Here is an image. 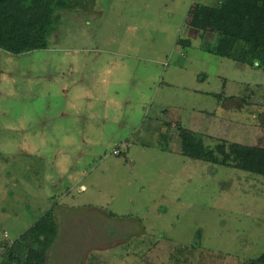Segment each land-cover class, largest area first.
Masks as SVG:
<instances>
[{"label": "rangeland", "instance_id": "374dc122", "mask_svg": "<svg viewBox=\"0 0 264 264\" xmlns=\"http://www.w3.org/2000/svg\"><path fill=\"white\" fill-rule=\"evenodd\" d=\"M78 1L48 50L0 49V264L36 261L21 237L53 203L83 223L49 264H261L264 176L201 158L264 149V69L220 55L246 21L222 0Z\"/></svg>", "mask_w": 264, "mask_h": 264}, {"label": "trees", "instance_id": "16d2710c", "mask_svg": "<svg viewBox=\"0 0 264 264\" xmlns=\"http://www.w3.org/2000/svg\"><path fill=\"white\" fill-rule=\"evenodd\" d=\"M73 9L70 0H0V49L13 55L48 50L50 39L61 24V14H71ZM220 11L242 18L246 21L244 25L249 26L244 38L225 36L220 55L264 69V0H222ZM260 121L264 126V115ZM229 149L231 153L227 154L224 145L217 146L222 160L216 157L214 151L201 152V158L221 166H230V162H235L238 169L264 176V149L238 144L231 145ZM40 235L45 236L46 240L42 241ZM56 235L55 219L51 213L23 235L21 238L31 240L29 245L34 241L41 249L32 251L36 261L27 264H47V250ZM259 263L264 264V256Z\"/></svg>", "mask_w": 264, "mask_h": 264}, {"label": "crops", "instance_id": "0c3cea01", "mask_svg": "<svg viewBox=\"0 0 264 264\" xmlns=\"http://www.w3.org/2000/svg\"><path fill=\"white\" fill-rule=\"evenodd\" d=\"M80 1H76L74 4H73V7H74V11L73 13H79L78 10L79 8L81 7V2L79 3ZM89 4H90V1L88 0ZM89 4L85 5L84 6H87V10L85 11H88L89 9ZM81 12H84V11H81ZM70 14V13H69ZM58 32V31H57ZM236 103H237V100H236ZM236 106H234L233 108H236ZM233 108L231 109H227L229 112H232L231 110H233ZM128 146V144H127ZM79 188H83L84 189V185H77ZM62 204V203H61ZM58 205L57 203H53V206H51L50 209H48L47 211H45L42 216L37 219L34 224L30 227V229L26 232L28 233L33 227L35 224H37L42 218L44 217H47L50 213L53 214V217L55 219V225H56V229H57V235L55 236V239H54V242L53 244L48 248V253H47V264H49V258L52 257V255L54 254V251L59 247V243L62 239H65L64 235L67 236V238H69L72 234H75L78 232V230L75 229L76 224H82V223H79V220L75 219L76 216L75 215H68L66 217V215H64V206L62 205L61 206ZM65 209H69V208H65ZM96 211H98L99 213H101V216L104 217L102 218L104 220V222H102L103 224L102 225H111L112 224V221L113 220H116L118 219L116 215H114V217H116L115 219H112L110 214H106V212L103 210V209H97ZM74 217L73 219L71 217ZM100 223V221H99ZM105 223V224H104ZM73 225L75 226L73 228ZM97 232V231H96ZM24 233V235L26 234ZM89 234V233H88ZM92 233H90L89 235H87V233L83 232V235L82 236V239H83V246L82 248L83 249H90L91 251L92 250H95L97 249L98 251L97 252H103V249L105 248V246H94L92 247L91 245H89V243L92 244ZM40 239L43 241V240H46L45 236H42L40 235ZM29 242V241H28ZM51 248V249H50ZM53 252V253H52ZM54 257V256H53ZM86 264V263H84Z\"/></svg>", "mask_w": 264, "mask_h": 264}, {"label": "built area", "instance_id": "2783aa9c", "mask_svg": "<svg viewBox=\"0 0 264 264\" xmlns=\"http://www.w3.org/2000/svg\"><path fill=\"white\" fill-rule=\"evenodd\" d=\"M115 154H116V155H119V154H120V152H119V151H115Z\"/></svg>", "mask_w": 264, "mask_h": 264}]
</instances>
